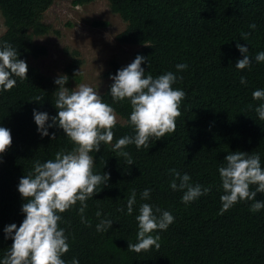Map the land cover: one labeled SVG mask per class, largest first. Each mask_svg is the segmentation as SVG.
Returning <instances> with one entry per match:
<instances>
[{"label":"trees","instance_id":"1","mask_svg":"<svg viewBox=\"0 0 264 264\" xmlns=\"http://www.w3.org/2000/svg\"><path fill=\"white\" fill-rule=\"evenodd\" d=\"M55 0H0V15L5 28L0 36L3 43L18 51V59L28 66L27 79H16L9 91L0 90V127L10 130L12 144L0 156V260L13 241L5 239L4 229L15 224L17 229L25 216V200L18 192L19 181L33 171L36 161L54 159L56 152L69 151L73 145L58 126L48 128L41 136L33 112H45L56 117L58 86L54 81L67 76L64 85L70 91L77 80L81 61L73 60L58 77L45 76L30 59L45 55V48L34 42L35 37L47 34L42 24L44 13ZM97 0H71L80 7ZM111 13L117 15L125 28L116 34L120 45L139 48L132 55L145 57L141 67L153 78L166 72L182 76L173 84L185 92L181 115L175 132L160 140L152 138L149 148L137 149L128 145L133 165L112 151L111 145L101 144L100 152H92L93 173L110 175L108 186L97 188V194L86 201L85 217L91 227L81 223L79 202L61 214L59 227L68 236L69 251L61 258L71 264H264V209L253 213L247 201L235 204L221 214L223 194L218 168L225 164L230 152L259 154L264 168V121L255 108L264 101H254L252 93L264 90V62L255 56L264 51V0H106ZM255 24V29L249 25ZM106 27V22H94ZM250 33L246 40L243 33ZM247 47L252 63L237 70L235 65L243 55L236 45ZM147 46V47H146ZM187 64L182 72L176 65ZM127 67V66H126ZM125 68L116 61L109 62L105 76H115ZM246 78L241 84L240 78ZM109 79L100 94L103 102L112 106L124 123H117L113 144L126 135H134L128 124L130 102L114 103L109 92ZM37 97H43L37 101ZM251 106V107H249ZM54 134V135H53ZM170 169L190 176V183L210 187L211 191L185 205L183 192L173 191ZM102 189V190H101ZM136 190L133 213L127 215V201ZM151 189L147 200L140 193ZM101 190V191H100ZM255 190V186H252ZM256 200L264 201V193ZM143 203L153 209L168 211L174 222L160 236V248L135 253L128 244L137 242L136 216ZM101 212L98 218L96 212ZM159 215V214H157ZM102 219L113 221L106 232H97Z\"/></svg>","mask_w":264,"mask_h":264},{"label":"clouds","instance_id":"2","mask_svg":"<svg viewBox=\"0 0 264 264\" xmlns=\"http://www.w3.org/2000/svg\"><path fill=\"white\" fill-rule=\"evenodd\" d=\"M255 27V24L249 25L250 29ZM249 34L243 33L242 39L246 40ZM236 47L243 59L237 61L235 68H249L252 59L248 48L240 44ZM17 57V49L7 42L3 43L0 47L2 91H9L16 86L17 81L13 77L27 79L28 66ZM255 61L264 62V51L255 56ZM143 63L145 57L137 55L127 67L109 77L113 81L109 92L113 102H130L128 124L135 133L119 138L114 144L113 129L117 124V115L112 106L103 102L97 91L98 87L80 84L70 91L64 87L68 81L67 76H60L54 81L58 86L55 92L57 115L51 118L52 123L49 124L47 122L50 117L47 113L34 111V122L42 137L49 135L48 128L58 126L73 147L69 151L56 152L54 159L44 163L36 161L33 171L20 179L18 192L25 200L22 205L25 218L18 229L15 224L5 227V239H11L13 243L0 264H65L61 257L69 251V244L65 229L59 227L61 214L79 202L78 215L81 223L91 227V222L84 215L86 201L97 194L99 186H108L110 179L107 173H93L94 157L90 153L100 152L102 143L111 145L112 151L124 157L131 166L133 160L124 151L128 145L134 144L138 150L149 148L152 138L160 140L166 134L175 132L176 120L181 115V102L186 94L180 89H174L173 84L183 77L169 71L153 78L151 74L145 75L141 67ZM187 67V64H178L176 70L182 72ZM240 82L245 84L246 78L242 76ZM42 99L43 97L36 98L37 101ZM252 99L264 101V90H255ZM255 112L264 121V103H260ZM11 144L10 130L0 127V156L7 152ZM224 161L225 164L218 168L223 191L220 196L221 214L235 204L247 201H255L250 208L253 213L264 209V201L256 200L257 193H264V168L261 166L260 155L236 151L228 153ZM169 171L172 176L169 187L173 191L183 192L181 200L185 205L211 191L210 187L191 184L187 173L182 175L176 169ZM252 186H255V190H252ZM150 193L151 189H145L140 193V199H149ZM136 198V190L132 189L127 201V215L133 213ZM95 215L99 218L102 214L97 211ZM136 221L137 242L129 243L128 250L140 253L150 251L153 247L157 250L160 248V236L153 234L167 230L174 222V216L168 211H161L159 208L154 210L150 204L143 203L139 207ZM112 223L109 219L100 220L96 225L97 232L108 231ZM71 264H79V261L73 258Z\"/></svg>","mask_w":264,"mask_h":264},{"label":"rangeland","instance_id":"3","mask_svg":"<svg viewBox=\"0 0 264 264\" xmlns=\"http://www.w3.org/2000/svg\"><path fill=\"white\" fill-rule=\"evenodd\" d=\"M106 22V27H96L94 22ZM42 24L48 27L46 35L35 37L34 42L45 48V55L30 62L45 76L58 77L74 59L81 61L77 80L72 90L80 84L97 88L99 95L105 90L109 78L105 73L109 62L128 66L139 48L120 45L115 36L125 28L124 22L110 12L106 0L76 7L71 0H55L44 13ZM5 28L0 15V36ZM99 73V75H98ZM117 123L124 121L117 116Z\"/></svg>","mask_w":264,"mask_h":264}]
</instances>
